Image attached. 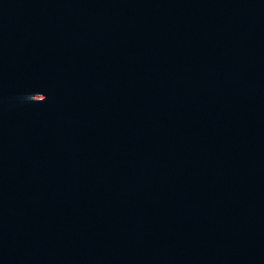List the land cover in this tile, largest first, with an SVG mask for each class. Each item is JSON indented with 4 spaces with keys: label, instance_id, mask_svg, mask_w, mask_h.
I'll list each match as a JSON object with an SVG mask.
<instances>
[{
    "label": "water",
    "instance_id": "95a60500",
    "mask_svg": "<svg viewBox=\"0 0 264 264\" xmlns=\"http://www.w3.org/2000/svg\"><path fill=\"white\" fill-rule=\"evenodd\" d=\"M0 264H264V0H0Z\"/></svg>",
    "mask_w": 264,
    "mask_h": 264
}]
</instances>
